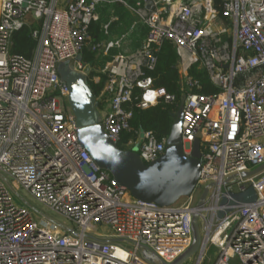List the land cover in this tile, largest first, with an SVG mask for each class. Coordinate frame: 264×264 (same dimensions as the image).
<instances>
[{"label":"built area","instance_id":"obj_1","mask_svg":"<svg viewBox=\"0 0 264 264\" xmlns=\"http://www.w3.org/2000/svg\"><path fill=\"white\" fill-rule=\"evenodd\" d=\"M100 1L0 0V264H157L143 248L171 263L193 242L195 213L205 238L196 264L210 245L218 252L214 264H264V169L243 175L264 164V0H222V10L215 0H147L153 9L143 19L148 34L142 47L117 54L99 70L106 77L97 98L105 103L100 124L119 143L133 130L127 105L136 89L141 108L175 101L144 70L155 67L163 42L174 44L187 85L184 150L190 155L200 137L202 169L192 194L172 207L133 197L79 141L71 91L58 67L74 61L72 68L89 79L91 66L77 57L87 45L105 46L91 33ZM32 21L41 29L34 32L36 53L27 58L11 51L12 37ZM197 62L220 86L218 93L193 91L199 82L189 69ZM134 133L127 149L145 163L164 154L166 140L152 131ZM249 187L256 201L231 205L219 218L223 197ZM20 190L75 226L46 219Z\"/></svg>","mask_w":264,"mask_h":264},{"label":"water","instance_id":"obj_2","mask_svg":"<svg viewBox=\"0 0 264 264\" xmlns=\"http://www.w3.org/2000/svg\"><path fill=\"white\" fill-rule=\"evenodd\" d=\"M77 59L82 60V54ZM58 70L62 80L68 84L71 91L69 102L79 126V141L102 169L107 170L120 185L127 188L133 197L155 203L160 207H172L182 197L192 194L201 176L202 150L200 137L195 139L190 155L184 150L182 122L186 95L182 97L174 113L175 121L166 139L164 154L153 162L145 163L138 152L121 149L104 130L100 124V103L87 76L74 70L68 61L61 62ZM263 169L264 164L243 175L250 176ZM235 179L236 176L228 178L226 184ZM208 193L209 187L205 188L202 193L198 203L200 208L205 206ZM256 199L257 195L253 187L239 193L231 192L230 197H223L221 203L226 205V208L219 212L218 217L222 218L229 212L231 205L252 203ZM199 214L195 213L193 216L191 246L173 262H161L153 254L148 255L145 248H143L144 256L157 264H186L205 246Z\"/></svg>","mask_w":264,"mask_h":264},{"label":"trees","instance_id":"obj_3","mask_svg":"<svg viewBox=\"0 0 264 264\" xmlns=\"http://www.w3.org/2000/svg\"><path fill=\"white\" fill-rule=\"evenodd\" d=\"M215 3L216 7L222 10V0H215ZM40 29L41 23L33 22L15 31L12 37L11 51L27 58H32L36 53L39 43L34 32L40 31ZM91 30L94 34H99L100 23H93ZM94 41L97 42L96 40ZM156 54L157 62L155 67L152 69L144 65V70L147 75L154 79V85L156 87H164L170 94L175 95L176 99L173 102H164L161 100L154 106L141 108L137 105L140 90L136 89L134 91L133 101L127 105L134 114L131 120L133 130L126 131L122 134L118 143L121 149H125L123 145L127 144L131 138L136 137L135 130L152 131L159 140H166L175 121L174 113L177 111L182 97L187 93V85L179 72V55L174 44L170 41L163 42L160 50ZM82 55L83 61L92 68L89 84L96 97L101 98L106 77L100 75L99 70L106 61L101 58L98 50L92 49L91 45H87L84 48ZM189 74L199 82V85L194 88V92L200 94H215L220 91V86L212 80L208 69L202 66L201 62L193 64L189 69ZM97 75L100 78L96 81L94 80V76ZM104 105V101L101 102V108Z\"/></svg>","mask_w":264,"mask_h":264},{"label":"crops","instance_id":"obj_4","mask_svg":"<svg viewBox=\"0 0 264 264\" xmlns=\"http://www.w3.org/2000/svg\"><path fill=\"white\" fill-rule=\"evenodd\" d=\"M152 9V4L147 0H101L99 2L98 20L95 22L100 23V32L94 34L91 30V33L93 41L105 44L98 50L101 58L106 61L102 67L117 54L131 55L142 47L148 34V26L143 19ZM119 41L120 45L110 47V44Z\"/></svg>","mask_w":264,"mask_h":264},{"label":"rangeland","instance_id":"obj_5","mask_svg":"<svg viewBox=\"0 0 264 264\" xmlns=\"http://www.w3.org/2000/svg\"><path fill=\"white\" fill-rule=\"evenodd\" d=\"M32 22H34V21H32ZM228 36H232V33L230 35H228ZM71 66L74 67V61H72ZM127 146L128 145H126V144L123 145V147L125 149H127ZM20 194L24 195V198L28 201V203L31 206H33L34 208H36L38 211L42 212L44 214V217L46 219L53 220V221H55L57 223H60V224L66 223L70 227H74L75 226V224L71 220H68L64 216H62V215H60V214L52 211L51 209H49L45 205L39 203L30 194L26 193V191L20 190ZM14 197H15V199L18 202H21V199L17 196L16 193H14ZM99 232L105 234V233L108 232V230H106V229L105 230L100 229ZM128 246L131 247L130 245H128ZM147 254L150 255V253H147ZM217 256H218V252H217L216 247L210 245L209 248L206 251V254H205L204 259L202 260V262L200 264H214ZM194 257H192L186 264H196L197 258H194Z\"/></svg>","mask_w":264,"mask_h":264}]
</instances>
